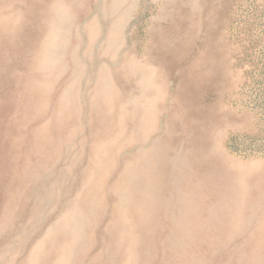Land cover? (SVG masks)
Listing matches in <instances>:
<instances>
[{
  "label": "rangeland",
  "instance_id": "obj_1",
  "mask_svg": "<svg viewBox=\"0 0 264 264\" xmlns=\"http://www.w3.org/2000/svg\"><path fill=\"white\" fill-rule=\"evenodd\" d=\"M0 264H264V0H0Z\"/></svg>",
  "mask_w": 264,
  "mask_h": 264
},
{
  "label": "bare ground",
  "instance_id": "obj_2",
  "mask_svg": "<svg viewBox=\"0 0 264 264\" xmlns=\"http://www.w3.org/2000/svg\"><path fill=\"white\" fill-rule=\"evenodd\" d=\"M186 10V9H185ZM101 15V14H100ZM51 42V41H50ZM52 45V44H51ZM51 45H50V47H51ZM51 51V50H50ZM113 68V67H112ZM87 80V79H86ZM190 134V133H189ZM123 157V156H122ZM121 173V172H120ZM202 185V184H201ZM91 186H93V185H91ZM91 186H89V187H91ZM87 187V186H86ZM90 189V188H89ZM132 190V189H131ZM125 197V196H124ZM118 208V207H117ZM127 211V210H126ZM238 216V215H237ZM239 217V216H238ZM143 219V218H142ZM59 223V222H58ZM57 223V224H58ZM175 223V222H174ZM178 224V223H177ZM179 225V224H178ZM168 226V225H167ZM177 227V226H176ZM182 234V233H181ZM186 236V235H185ZM182 239V238H181ZM190 243V242H189ZM181 244V243H180ZM137 245V244H136ZM192 245V244H191ZM180 247H181V245H179ZM176 251V250H175ZM181 253V252H180ZM186 263V262H185Z\"/></svg>",
  "mask_w": 264,
  "mask_h": 264
}]
</instances>
